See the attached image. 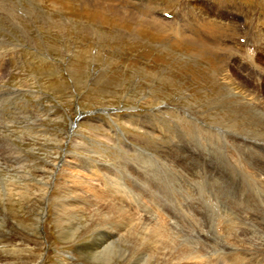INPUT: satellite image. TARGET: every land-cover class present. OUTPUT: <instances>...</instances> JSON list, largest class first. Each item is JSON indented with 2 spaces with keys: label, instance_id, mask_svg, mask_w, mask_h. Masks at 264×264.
<instances>
[{
  "label": "rangeland",
  "instance_id": "obj_1",
  "mask_svg": "<svg viewBox=\"0 0 264 264\" xmlns=\"http://www.w3.org/2000/svg\"><path fill=\"white\" fill-rule=\"evenodd\" d=\"M241 1L0 0V264H101L116 230L140 264H264V0Z\"/></svg>",
  "mask_w": 264,
  "mask_h": 264
},
{
  "label": "bare ground",
  "instance_id": "obj_2",
  "mask_svg": "<svg viewBox=\"0 0 264 264\" xmlns=\"http://www.w3.org/2000/svg\"><path fill=\"white\" fill-rule=\"evenodd\" d=\"M253 56V55H252ZM244 70V69H243ZM248 71V70H247ZM263 73H264V71H263ZM252 76V75H251ZM258 76H260V75H258ZM255 79H256V77H255ZM0 133H2V132H0ZM6 136V135H5ZM0 137H4L2 134H0ZM12 145H14V147H16V145L13 143ZM136 148V147H135ZM144 150V149H143ZM147 154H148V152H147ZM150 154V153H149ZM153 155V154H152ZM77 156H80L79 154H77ZM82 156V155H81ZM83 158H86V161H89V163H92L91 165H93L94 164V162H92L93 160V158L91 159V158H89V157H87V156H82ZM79 158V160H81V157H78ZM232 161V160H231ZM100 163H103V164H105L107 167L109 166V167H112L111 165V163H109V162H107V161H99ZM64 164L66 165V164H68V160L67 161H64ZM58 165V164H57ZM64 165V166H65ZM96 165H98V164H96ZM258 165V164H257ZM94 166V165H93ZM99 166V165H98ZM101 166H103V165H101ZM101 166H100V168H101ZM259 166V165H258ZM261 173H263V169H264V163H262L261 162ZM59 167H60V165H59ZM67 167V166H66ZM95 167V166H94ZM64 168V167H63ZM103 168V167H102ZM105 168V167H104ZM71 169V168H70ZM94 169H96V168H94ZM94 169H92V170H94ZM69 170V169H68ZM98 171V170H97ZM97 171H96V173H97ZM92 172V171H91ZM95 173V174H96ZM69 174H70V179H68V180H66V182H65V186H66V190H68L67 192L69 193V194H74V193H76V191L75 190H71L70 188V184H72V183H75V185H77V186H81L82 188H84L88 193H90L95 199H108V197L109 198H111L110 196H108L107 195V193L106 194H104V192H106V191H104L103 190V188L100 186V190L98 191V188H97V185H95L93 182V180L95 179V178H93L92 177V179L90 178V180H88V179H84V177H80V175H81V173H80V175H79V173L78 172H72V171H69ZM99 175H100V171H99V173H98ZM97 174V175H98ZM104 174V173H103ZM92 175H93V172H92ZM83 176V175H82ZM96 176V175H95ZM100 177V176H99ZM98 176L96 177V178H99ZM102 178V177H101ZM106 178V177H105ZM30 179V178H29ZM100 179V178H99ZM250 179V178H249ZM261 179V178H260ZM96 180H98V179H96ZM102 180L104 181V178H102ZM102 180H100V181H102ZM106 180V179H105ZM112 180V179H111ZM93 181V182H92ZM117 182V181H116ZM254 182V181H253ZM100 184H101V182H99ZM99 185V184H98ZM105 185H106V187L108 186V185H110L108 182H107V180H106V182H105ZM111 187V186H110ZM113 187V186H112ZM111 187V188H112ZM110 188V189H111ZM107 189V188H106ZM109 189V190H110ZM12 190V189H11ZM76 190H78V189H76ZM108 190V189H107ZM131 191V190H130ZM8 192V191H7ZM11 192V191H10ZM79 192V191H78ZM108 194H110V193H108ZM46 195V194H45ZM112 199V198H111ZM64 199H62V201H63ZM108 201H109V199H108ZM61 202V201H60ZM59 202V203H60ZM81 203H83V202H81ZM84 204V203H83ZM90 204V203H89ZM108 204V203H107ZM111 206V205H110ZM64 207L66 208L67 206L64 204ZM58 208H59V206H58ZM61 208H63V207H61ZM109 208V207H108ZM106 209H107V207H106ZM65 210H67V209H65ZM116 210V209H115ZM111 208L110 209H108V212L107 213H105L106 214V217L109 219L107 222H108V224H109V226H113V227H115V229H118V231H120V229H121V226L122 225H125L127 222L126 221H124V220H122L121 221V219H120V216L117 214V215H114L113 214V216L112 215H109V214H111ZM125 212H123V211H121L122 213H119V214H123L124 216H126V217H128L129 218V222L130 223H133V221L135 222V220H131V217H132V215L131 214H128V212L126 211V210H124ZM116 212V211H115ZM127 212V213H126ZM116 214V213H115ZM45 215H46V213H41L38 217H37V219H38V224H36V228H39L40 227V225H41V222L44 220V218H45ZM69 215L70 216H68L69 217V220L72 218V213H69ZM122 215V216H123ZM135 216V215H134ZM1 219V218H0ZM133 219V218H132ZM143 219V218H142ZM107 220V219H106ZM137 220V219H136ZM58 222V221H57ZM59 224H61V222H60V219H59V222H58ZM60 226V225H59ZM127 226V225H126ZM60 228V227H59ZM125 229V228H124ZM149 230H151V229H149ZM160 230V229H159ZM158 230V231H159ZM77 231V230H76ZM103 231V230H102ZM114 231V230H113ZM157 231V232H158ZM64 232H65V230H64ZM71 232H73V231H71ZM121 232V231H120ZM118 233L117 232V230H116V233H117V235H114V232H113V234L112 235H109L107 232H106V234H102L100 237H96V238H90L89 240H87V242L86 243H88V247H86V250H85V252H87L88 253V258H90V257H93V259L94 258H97L98 260H99V263H100V260H101V264H113L116 260L115 259H117V257H121L122 256V258H123V261L126 263L127 262V259H128V257H129V255H130V257L132 256V254L134 255V264H140L141 263V259H143V257H144V260H145V258L146 259H148L149 258V251H148V249H150V248H148L147 249V247H150V246H152V244L153 243H151L149 240H146L147 242H148V244H146V248H142L140 251H142L141 252V256L140 257H138V258H135V251H133V250H130L129 251V247L131 246V244L128 242L127 243V240H125V238H123L124 236H125V233L123 232H121V233ZM152 232V231H151ZM130 233V232H129ZM129 233H128V235H129ZM165 233V232H164ZM96 234V233H95ZM154 234V233H153ZM127 235V234H126ZM156 235H157V233H156ZM160 235V234H159ZM164 235V234H163ZM162 235V236H163ZM65 236V235H64ZM69 236H72L73 237V235H72V233L71 234H69ZM116 236V237H115ZM150 236V235H149ZM117 237H119V238H117ZM141 237V236H140ZM151 237V236H150ZM69 238V237H68ZM156 239V238H155ZM160 239V238H159ZM152 240V239H151ZM118 241V242H117ZM136 241V240H135ZM155 241V240H154ZM157 241V240H156ZM178 242V241H177ZM84 243V242H83ZM155 243V242H154ZM158 243V242H157ZM156 243V244H157ZM185 243V242H184ZM134 244V243H133ZM160 244V243H159ZM186 244H188V243H186ZM83 245V244H82ZM124 245H128L127 247H125ZM136 246V245H135ZM142 246L144 247L145 245H143L142 244ZM83 247V246H82ZM141 248V247H140ZM145 249H147V252H146V250ZM152 249H153V247H152ZM176 249V248H175ZM178 249V248H177ZM158 250V249H157ZM83 251V250H82ZM154 251V250H153ZM191 252H192V250H191ZM194 252V251H193ZM138 254V253H137ZM153 254V253H152ZM190 254V253H189ZM154 255V254H153ZM227 255V254H226ZM183 256V255H182ZM185 256V258H186V255H184ZM192 256H193V254H192ZM198 256V255H197ZM201 256V255H200ZM177 257V256H176ZM159 258V257H158ZM183 258V257H182ZM181 257H180V259H182ZM188 258L189 259H194V257H190L189 255H188ZM224 258V257H223ZM130 259H132V258H130ZM183 260H184V258H183ZM186 260V259H185ZM131 261V260H130ZM157 261V260H156ZM131 264V263H130ZM144 264V263H143ZM195 264H201V261H199V260H197L196 262H195Z\"/></svg>",
  "mask_w": 264,
  "mask_h": 264
}]
</instances>
